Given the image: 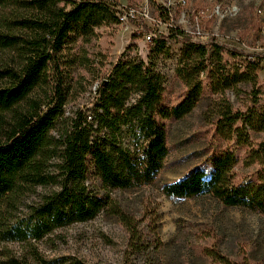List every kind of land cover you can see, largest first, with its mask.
Masks as SVG:
<instances>
[{
  "label": "trees",
  "instance_id": "obj_1",
  "mask_svg": "<svg viewBox=\"0 0 264 264\" xmlns=\"http://www.w3.org/2000/svg\"><path fill=\"white\" fill-rule=\"evenodd\" d=\"M117 7L111 0H0V50L15 55L14 66L0 68V198L11 195L21 201L37 188L45 190L33 209L34 224L18 237L40 240L105 211L122 217L109 190L155 182L169 154L167 123L202 105L201 77L210 66V90L221 103L204 116L220 139L235 141L237 151H220L210 173L194 169L179 182L163 185L162 193L172 199L209 196L226 207L264 216V140L250 138V132L264 133L261 56L240 65L236 58L249 56L227 52L216 42L209 47L196 43L174 28L150 41L149 63L123 54L109 73L97 76L93 101L66 116L68 69L75 63L90 68L81 53L71 59L73 37L90 43L96 28L119 24L123 15L118 16ZM168 42L183 45L175 78L184 90L173 105L166 103V82L157 66L168 53ZM226 52L233 60L230 67ZM226 91L245 96L244 108H235ZM243 169L253 172L245 176ZM128 229L131 247L141 249L138 236ZM156 241L159 249L162 242ZM214 253L217 264H232Z\"/></svg>",
  "mask_w": 264,
  "mask_h": 264
},
{
  "label": "rangeland",
  "instance_id": "obj_2",
  "mask_svg": "<svg viewBox=\"0 0 264 264\" xmlns=\"http://www.w3.org/2000/svg\"><path fill=\"white\" fill-rule=\"evenodd\" d=\"M111 1L118 5V16L130 9L135 15L125 22L96 28L90 43L73 37L71 59L81 53L87 56L90 68L85 71L75 63L68 69L67 117L93 101L97 76L109 73L123 54L149 63L154 46L146 36L158 40L174 28L196 43L209 47L216 42L227 52L237 50L249 56L237 57L235 62L240 65L261 56L259 79L264 87V0ZM166 47L168 53L159 57L157 66L166 82V103L173 105L184 90L175 78L183 45L168 42ZM227 52L230 67L233 60ZM14 59L11 52L0 50V68L14 66ZM213 69L210 66L201 77L205 85L202 105L186 118L167 123L169 154L155 182L134 190H109L122 217L105 211L89 222L55 229L40 240L20 239L18 232L34 224L33 209L45 190L37 188L21 201L11 195L0 198V264H217L214 251L232 264H264V216L226 207L209 196L172 199L161 190L194 169L210 173L212 158L220 151H237L235 141L220 139L204 116L221 103L220 95L210 90ZM226 97L235 108H244L245 96L241 99L226 91ZM261 100L264 103V97ZM238 126L242 128L243 122ZM250 138L262 141L264 133L250 132ZM238 153L241 160L245 158L243 150ZM252 172L241 170L245 176ZM128 227L138 236L141 249L131 247ZM157 237L162 242L159 249Z\"/></svg>",
  "mask_w": 264,
  "mask_h": 264
},
{
  "label": "built area",
  "instance_id": "obj_3",
  "mask_svg": "<svg viewBox=\"0 0 264 264\" xmlns=\"http://www.w3.org/2000/svg\"><path fill=\"white\" fill-rule=\"evenodd\" d=\"M135 11L133 9L128 10L127 12L120 14L124 16V22L128 20L129 17L134 16ZM147 41H151L153 39V35H147L146 36Z\"/></svg>",
  "mask_w": 264,
  "mask_h": 264
},
{
  "label": "bare ground",
  "instance_id": "obj_4",
  "mask_svg": "<svg viewBox=\"0 0 264 264\" xmlns=\"http://www.w3.org/2000/svg\"><path fill=\"white\" fill-rule=\"evenodd\" d=\"M122 21H124V16L121 18Z\"/></svg>",
  "mask_w": 264,
  "mask_h": 264
}]
</instances>
